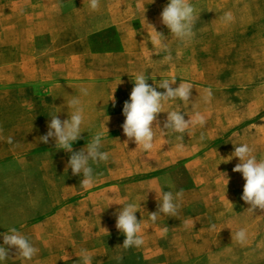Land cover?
<instances>
[{"label": "crops", "instance_id": "crops-1", "mask_svg": "<svg viewBox=\"0 0 264 264\" xmlns=\"http://www.w3.org/2000/svg\"><path fill=\"white\" fill-rule=\"evenodd\" d=\"M164 3L167 0H100L98 10L91 12L88 0H0V27L7 31L0 32V76L20 78L18 83L6 81L0 85V233L16 228L39 249L29 261L16 257L14 249L10 250L5 264H80L81 256H91V264H123L120 239L124 235L115 227L116 212L121 206L112 204L104 209L112 201L141 206V212L135 214L141 219V236L180 235L188 229L184 225L188 218L211 219L196 226L197 234L217 228L213 219L219 213L188 212L189 206L198 203L190 194L201 190L197 183L190 189L171 190L173 172L204 168L205 164H198L197 160H187L188 142L182 141L183 150L178 151V142L172 143L175 135L156 130L151 154L141 152L132 142L123 144L127 138L121 128L122 107L134 86L125 80L132 79L139 69L85 66V58L106 63L107 59L125 57L129 41L141 42L140 36L150 33L144 27L162 25L160 13ZM192 3L200 17L191 42L212 46L210 51L203 48L202 63L200 49L195 54L182 52L185 60L195 56L196 66L181 69L179 83H191V92L201 91L206 96V106L211 107V115L207 111L205 124L190 129L184 140L200 139L201 135L205 139L230 140L237 135L254 148L255 154L258 151L253 140H264V0ZM125 11H130L132 18H125ZM226 12L233 16L227 25L222 19ZM97 21L100 30L115 29L118 50L92 51ZM58 60H62L61 65ZM112 70L118 71L116 79L107 84L62 83L65 88L79 91L86 87L92 92L84 98V132L73 144V151L84 147L97 132H105L102 150L109 154V159L93 165V182L84 187L81 176L72 175L70 169L65 171L70 153L56 149L51 139L47 144L39 141L48 130L55 107L61 106L60 101H43L38 95L44 90L45 75L84 78L94 73L100 75L99 71L107 78ZM204 78L206 81L201 82ZM112 93L114 105L113 100L107 102ZM123 93L126 100L119 99ZM97 97L100 101L95 104ZM66 107L57 113L61 120L67 118ZM164 118L158 115L159 120ZM9 137L12 143H8ZM223 144L226 142H217L205 151L203 155L213 157L206 168L225 169L220 161ZM149 187H165L164 191L180 193L175 216L161 215L155 223L149 219V213L157 211L155 193L146 195ZM247 215L250 214L233 211L229 218ZM152 241L149 237L143 244L147 247L131 250L142 253L152 264H169L166 249L155 245L151 248Z\"/></svg>", "mask_w": 264, "mask_h": 264}, {"label": "clouds", "instance_id": "clouds-1", "mask_svg": "<svg viewBox=\"0 0 264 264\" xmlns=\"http://www.w3.org/2000/svg\"><path fill=\"white\" fill-rule=\"evenodd\" d=\"M99 5L100 0H88V9L91 12L97 11ZM199 17L200 13L192 0H168L160 13V22L169 30V37L182 45H187L195 37L194 27ZM222 19L223 23L227 25L233 21V16L230 12H226ZM151 28V48L148 47L145 55L150 58L153 54L159 56L164 53L163 61L172 62L173 56L168 43H166L169 37L166 38L153 26ZM148 79L149 77L143 72H138L132 77L134 86L128 100L124 102L122 107L124 121L121 128L123 135L127 138L123 144L127 145L128 142H132L136 147L139 146L141 152L151 154L154 150L156 130H159L160 133L165 135H175V139L178 141L176 148L178 151H182V141L185 134L189 135L190 129L203 126L206 122L205 114L194 111L189 115L184 110L183 106L190 104L192 101L190 97L192 96L193 85L188 82L176 84V78L169 77L159 79V82L152 86L147 83ZM172 85L176 86L173 87ZM157 88L164 91H157ZM79 92V95H69L72 98L65 102L67 106L66 119L61 120L57 116L61 108L55 107L54 114L50 115L51 119L47 125L46 134L38 139L45 144L51 139L56 149H63L65 152L70 153L65 171L67 172L70 169L72 175L81 176V184L84 187H89L94 178L93 165L107 161L109 154L102 150L104 131L97 132L88 139L84 147L73 151V144L84 132L82 131V125H84L86 119L84 98L89 96V89L81 87ZM208 95L211 96V92ZM109 100H113L114 105L113 93L107 102ZM97 101L100 100L97 99L95 104ZM165 105H168L167 109ZM161 113H166L163 121L158 119V115ZM108 119L107 116L106 121ZM105 122L103 128L108 133ZM204 139L205 137L201 135L200 140L203 141ZM8 143H12L11 137L8 138ZM253 153L254 148L249 143L241 142L234 145V151L226 158V162L233 157L238 158L239 162L235 165L233 171L240 173L245 181L240 198L249 205L247 210L254 214L256 209L264 210V158L258 159ZM164 188L149 187L146 189V195L149 192H154L157 200V211L149 213V219L153 223L161 215L175 216L180 207L178 203L180 193L174 194L169 190L164 191ZM112 204L121 206L116 212L115 227L125 237L122 247L124 249L141 247L144 244V239L140 235L141 219L138 220L135 215L138 211L141 212V206L138 207L133 202L122 204L112 201L107 203L104 209ZM231 233L232 239L237 244L244 246L248 243L249 233L247 229L239 227L234 233L232 231ZM0 237H2V242H0V264H5V261L9 259L10 250L14 249L16 257L21 258L23 261L31 260L39 251L31 240L16 228H10L6 232L0 233ZM79 260L80 264H91L92 257L81 256Z\"/></svg>", "mask_w": 264, "mask_h": 264}, {"label": "rangeland", "instance_id": "rangeland-1", "mask_svg": "<svg viewBox=\"0 0 264 264\" xmlns=\"http://www.w3.org/2000/svg\"><path fill=\"white\" fill-rule=\"evenodd\" d=\"M125 3L127 4L129 2L126 1ZM164 4L163 7H165L167 3ZM124 17L130 19L132 18V13L130 11H125ZM135 17L136 16L134 15L133 18ZM98 23L99 21H97L98 27L93 30V36L91 39L92 51L118 50L120 43L115 29L113 27H107L100 30ZM145 24L147 25V22ZM3 29V27H0V32H7L6 30L3 31ZM140 29L142 28L140 27ZM155 29L161 32L166 38L170 36L169 30L163 25L157 26ZM143 30L150 31V33H148V35L145 33L144 37L140 36L139 39H142L141 42L133 40V42L129 41V44H126V51H128V53L125 54L126 58L123 57L121 60L107 59L106 63L103 60H89L88 58H85V66L98 68L107 65L109 67L117 66V68L120 69L138 68L139 72H143L149 77L147 80L149 85L155 86V83H158L159 79L169 77H175L177 81L176 84H178L180 81L181 69L187 67L188 70H190V68L196 66V57L191 56V58L185 60L182 58V52H186L187 50V53L194 52L195 54L196 50L200 49L199 59L200 63H202L205 55L203 48H207L210 51L212 46L211 43L198 44L196 46L194 42L182 45L169 37L166 40V43L169 45L173 60L172 62H164L162 59L164 53H161L159 56L153 54L150 58L145 55L148 51V47L151 48L150 38L152 35V28L144 27ZM61 63L62 60L57 61L58 65H61ZM97 73L100 75L94 73L93 76L86 75L84 78H82V75L69 77L65 75H55L53 77L45 75L44 90L39 92L38 98L43 101H60L61 109H63V107L66 106L65 102L72 98L69 95H79L80 92L77 88H65L62 86V83L75 82V84H78L91 82L93 84H107L109 81H115L118 71H109L107 78L105 75H102L103 73H100L99 71H97ZM50 77H52L51 80ZM190 77L192 78L193 76H189V78ZM193 78L195 79V77ZM19 80V76H8L7 79H5L4 76H0V85L6 81L18 83ZM202 81H206V79H201V82ZM125 82H128V84H134L132 79H127ZM57 84L61 85L58 87ZM51 85L53 87L48 88L51 87ZM172 86L175 87L176 85ZM157 91L163 92L164 90L157 88ZM91 93L92 92H89V94ZM127 98L128 97L125 93L119 96V99L122 100H126ZM97 99H99V97H97ZM190 99H192L191 103L188 104L187 107L183 106L184 110L189 115L194 111H199L202 114L206 113L205 115H207L208 111V115H211V107L206 106V96L203 95L201 91L192 92ZM165 107L167 109L168 105H165ZM159 115L166 117V113H161ZM207 130L209 131L210 129ZM192 139L193 137L191 139L183 140V142H188L189 144L187 160H197L198 164H205L204 168L200 170H181L179 171L181 175H179V172H173L172 183L174 187H172L171 190L179 188L190 189L192 185L197 183L201 190L197 193L193 192L190 194L193 195L191 199L198 200V203L189 206L188 212L191 215L213 211L219 213L220 216L213 219L215 220L214 222H217V228L205 230V233L203 234H197L196 226H202L207 221H211V219L199 221L194 218H188L184 221V225L188 229L182 234H163L156 236L142 235L144 242H148L149 237H151L153 239L150 244L151 248L155 245L156 247L166 249L167 259L170 261L169 264H264V210L256 209L254 210V214L247 210L249 205L240 198L245 181L240 173L233 171V168L239 162L238 158L233 157L230 161L226 162V158L234 151V145L243 142V140L237 135L230 140L206 138L201 141L200 139ZM175 142L178 141L175 138H172V143ZM217 142H226V144H223L224 147H222L220 155V161L223 162L222 165L225 169L219 171L215 168H206L212 163L213 157L211 154L206 156L203 155L206 150L210 149L212 145ZM75 143L77 144L78 140ZM253 145H255V150L258 151L254 155H256L258 159L264 158V140H253ZM262 147L263 149L261 150ZM233 199H235V201H233ZM233 211L240 213L246 212L250 215L239 219L229 218ZM239 227L247 229L249 233L248 243L244 246L237 244L236 241L232 239L231 231L234 233V230ZM124 238L125 237L123 236V238L120 239V244H123ZM143 246L147 247L145 245ZM123 257V264H152L149 262L150 260L144 258L142 253H136L135 251L132 252L131 248L124 249Z\"/></svg>", "mask_w": 264, "mask_h": 264}]
</instances>
